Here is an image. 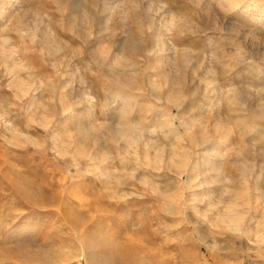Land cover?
Instances as JSON below:
<instances>
[{"label":"clouds","instance_id":"9594fccd","mask_svg":"<svg viewBox=\"0 0 264 264\" xmlns=\"http://www.w3.org/2000/svg\"><path fill=\"white\" fill-rule=\"evenodd\" d=\"M0 264H264V0H0Z\"/></svg>","mask_w":264,"mask_h":264}]
</instances>
